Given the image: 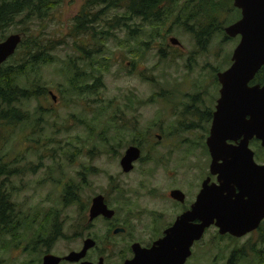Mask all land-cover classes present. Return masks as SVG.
<instances>
[{
  "label": "rangeland",
  "instance_id": "374dc122",
  "mask_svg": "<svg viewBox=\"0 0 264 264\" xmlns=\"http://www.w3.org/2000/svg\"><path fill=\"white\" fill-rule=\"evenodd\" d=\"M56 1L41 21L34 19L26 28L14 25L3 34L5 39L21 34L33 41L42 40L53 48L49 52L53 60L21 81V86H30L39 77L49 93L39 102L23 105L30 114L28 124L0 126L1 162L17 170L6 191L11 192L21 221L18 238L0 237V264H41L45 249L40 244L32 254L23 248L36 236L50 234L55 224L60 227V236L48 255L63 258L77 252L83 239L91 235L99 244L87 258L96 262L103 257L107 264H119L131 237L108 236L106 227L83 230L88 205L94 197L102 196L117 209L118 218L126 219L129 213L141 216L146 226H136L138 232L134 219L129 223L133 235L136 231L143 243L158 235L155 227L161 230L174 221L176 210H170L165 195L168 187L177 183L190 192L199 188L204 178V162L192 151L196 149L181 144L184 138L198 143L203 134H177V119L193 100L195 106H209L218 96L211 74L231 64L240 39L228 37L224 30L240 14L232 0H216L220 2L212 3L215 7L211 10L200 6L202 0H180L173 13L181 17V24L175 23L176 14H172L164 27L152 33L151 26L126 22L129 30H139L129 38L127 30L112 20L123 17L117 8L102 17L100 28L110 36L98 35L101 29L95 24L91 38L74 31V20L85 0ZM190 14L194 16L187 30L183 22ZM211 15L224 29L219 33V27H212L213 33L205 36L201 32L210 27ZM99 39L104 41L99 43ZM90 65L99 72L92 73ZM82 72L88 75L71 88V78ZM99 75L101 87L85 90ZM129 147L139 149L140 157L132 172L124 174L119 162ZM68 186L76 203L65 205L62 196ZM126 200H130L128 206ZM81 208H85L83 215ZM259 230L234 239L220 237L211 228L193 246L186 264H225L234 250L244 256L241 264H264V222Z\"/></svg>",
  "mask_w": 264,
  "mask_h": 264
},
{
  "label": "water",
  "instance_id": "95a60500",
  "mask_svg": "<svg viewBox=\"0 0 264 264\" xmlns=\"http://www.w3.org/2000/svg\"><path fill=\"white\" fill-rule=\"evenodd\" d=\"M232 2L234 8L240 12V20L225 28L224 33L230 38L239 37L240 42L232 52L230 69L216 75L221 90L214 114L212 133L219 131L220 134L229 108L232 110L238 108L243 116L232 121L239 124L238 129L246 135L243 136L245 140L256 137L264 148V87L260 89L247 86L259 68L264 65V0H232ZM21 40L20 35L14 34L0 42V67L15 54ZM171 43L174 44L175 41L172 40ZM245 116L250 117L247 123L244 121ZM232 119H235L234 113ZM242 151L245 167L253 169L261 183H264V168H257L253 164L252 154L247 150L246 141ZM139 157L140 152L137 148L127 149L120 160L122 172L129 173ZM211 158V175L219 174L217 177L219 184L223 175L214 170L216 159L213 155ZM209 183V180L204 182L191 211L179 216L173 226L163 233L162 239L148 250L141 249L137 245L132 250L133 260L123 264H186L191 258L193 246L202 240L205 231L210 227H214L219 236H229L234 239H242L259 228L264 221V186L259 192L256 182H253L250 186L253 197L244 200L242 195L236 194L234 187H231L227 196L223 197L222 188ZM245 188L246 185L243 183L239 189ZM173 194V198H179L177 193ZM111 214L106 210L102 196L93 199L89 210L91 221L99 215L109 218ZM94 245V242L88 239L81 251L71 252L63 258L45 255L41 264L61 262L91 264L83 260L87 251ZM102 262L103 260L100 259L98 264H103Z\"/></svg>",
  "mask_w": 264,
  "mask_h": 264
},
{
  "label": "trees",
  "instance_id": "16d2710c",
  "mask_svg": "<svg viewBox=\"0 0 264 264\" xmlns=\"http://www.w3.org/2000/svg\"><path fill=\"white\" fill-rule=\"evenodd\" d=\"M214 1L202 0L200 6L211 10L212 6L215 7L220 2ZM179 2L180 0H85L79 13L80 16L74 20V31L80 32L83 35L89 34L92 38L94 34V30H92L93 26L95 24L99 25V28L103 26L102 17L105 13L107 14L120 8L123 17L112 20L118 28L127 30L129 38H132L139 30L137 28L129 30L130 25H127L126 22H131L132 24L135 21H139L142 26H151V32L154 33L159 27L165 26L168 21L167 18L172 14H176L175 23H182L178 13H173V9L175 6L178 7ZM56 3V0H0V42L4 41L3 34L8 28L14 25L26 28L27 24L31 23L34 19L41 21L48 15L49 10L56 6ZM212 3L215 5H212ZM184 5L187 6L188 4L185 3ZM97 8H100V10L96 11L95 9ZM219 13L221 14V11ZM193 16L194 14H190L185 22H183L187 30V24ZM16 19H19V21L15 23ZM107 23L110 24L112 22L108 21ZM208 25L210 27L206 31L201 32L205 36L211 35L217 27L220 28L219 33L223 32L224 27L212 15L209 17ZM109 28H113L112 24H110ZM21 32L24 33L23 31ZM97 34L100 36H110L108 31L102 29ZM23 36H21L22 40L15 54L0 67V126L6 128L23 127L28 124L30 114L23 109V105L30 102H39L41 98H46L49 95L48 91L40 84L39 77H36L30 86H21L20 84L21 81H26L29 75L37 73L38 69L35 68L52 63L53 59L49 52L53 48L40 39L33 41L25 37V35ZM103 41L104 39H99V43ZM102 61L106 62L107 60L102 58ZM90 68L92 73L97 74L99 72L93 70L91 65ZM216 71H212L211 77L214 86L218 88L217 74L214 75ZM86 75L88 74L85 72H82L80 75L74 74L71 81H69L71 88L76 86ZM100 76L94 78L92 86H86L84 89L89 90L101 87ZM90 77L92 78L93 74H90ZM258 79L256 80L258 81ZM37 111L39 112V109ZM16 174V169H9L6 165L2 164L0 159V237H11L13 239L19 237L21 230V221L18 216L20 211L11 202V192H7L6 187L7 183H9V178ZM70 191L71 187L69 186L64 190L62 201L65 205L76 203V200L71 197L72 193ZM260 231L259 229L257 230V232ZM59 236L60 227L55 224L50 234L44 238L36 236L35 239L26 244L23 251L32 254L34 253V248L40 244L45 249L44 255H47ZM243 261H245L244 256L240 255L237 250H234L230 253L225 264H241Z\"/></svg>",
  "mask_w": 264,
  "mask_h": 264
},
{
  "label": "flooded vegetation",
  "instance_id": "af4514ba",
  "mask_svg": "<svg viewBox=\"0 0 264 264\" xmlns=\"http://www.w3.org/2000/svg\"><path fill=\"white\" fill-rule=\"evenodd\" d=\"M236 11L240 14L238 10ZM238 20H240V15L237 21ZM230 61H231V58H230ZM231 66H232V63L227 68H225L224 71L219 72V73L228 71ZM256 79H258V81ZM217 84L219 88L218 96L214 97V99L213 98L211 99L212 101L209 106H207L205 103H201L200 105L195 106L193 104L194 103V100H193L192 103L189 105V107L185 106V109L188 108V110H184L183 117H181V119H177V123H178V128L176 130L177 134L184 135V134H189L193 131H198L203 134L201 137H199L198 143L190 142V140L184 138L181 144L189 145V148L187 149H190V148L196 149L192 151L194 152L196 151L197 153L195 154V157H197V159L201 158L204 162V172H202L203 174L202 176L204 178L202 177L203 179L199 181L200 182L199 188L198 186L195 188L193 187L190 192H188L185 189L180 188L177 185V183L168 187L169 193L165 192V195H166L167 201L171 203L170 210L172 211L176 210L175 215H174V221L171 224L169 225L167 224L168 226L167 225L163 226L161 230H158V227H155L156 231H158V235L150 238L148 242L143 243V242H140L141 241L140 238L136 237V231L138 232V229L136 226H142V224L146 226V223H144V220L142 219L141 216L136 217L132 215L131 213H129L127 214L128 217H126V219H120L118 218V215H117L118 214L117 209L115 208L112 209L110 205L108 204V202L103 197V204L106 207V210L111 212L112 214L110 215L109 218L99 215L98 217L94 218L91 221L89 218V210L92 207L93 199L95 197L89 203L88 211H87V223L86 225H84L83 223L81 225L83 230L85 231L87 230V232H89L92 229H94L93 227L95 226L106 227V230L108 231L106 232V234L108 236L110 235L117 236V237L124 236L126 238L129 236L131 237L128 240L125 239L126 240V243H125L126 250L123 256V260L120 261L119 264H123L126 261L133 260L134 253L132 250L137 245L141 249L148 250L153 246L154 243L162 239L163 233L167 229L173 226L175 220L179 216L191 211V208L195 204L197 196L199 195L204 182H206L207 180H209L210 182L209 185L214 184L216 186H219V188H222L223 197H226L229 189L231 187H234L236 194L238 193V195H242L244 197V200H246L247 198H252L253 196L250 191V186L253 182H256L259 192L263 190L262 188L264 186V183H261L260 178L254 174V170L249 167H245L246 164L244 163V154L242 151V147H243L244 142L246 141L247 150L252 154V162L257 168H264V148L261 146V142L258 139H256V137H252L249 140H245L243 136H246V135H244L243 132L241 133V130L238 129L239 124L232 121V120L235 121L236 119L241 118L243 116L242 111L239 110L238 108H235L234 110L229 108V111L227 110L228 116L225 115V120L223 122L222 130L220 134H219V131L218 133H215V134L212 133L214 114L216 113L217 101L220 99V90H221V86L219 85L218 81H217ZM247 86L248 88L258 87L260 89L264 87V65L259 68V70L255 73L252 80L248 83ZM196 99H195V104L198 103ZM232 113H234L235 119H232ZM196 119L199 120L198 124L196 122ZM249 120H250V117L248 116L244 117V121L246 123ZM202 121H203V124H201ZM129 148H132V147H129ZM212 155L216 159L215 164H214V170L221 172L223 175V177L220 178L219 180V184L217 183V179H218L217 177H219V174L215 176L211 175V171H212L211 156ZM119 166H120V162H119ZM191 166L192 164L190 165V167ZM132 170L129 173H131ZM243 183L246 185V188L243 190H240L239 188ZM172 193L174 194L177 193L179 198L177 199L173 198ZM125 203L128 206L130 203V200H126ZM84 207L87 208V204H85ZM80 210H81V214L83 215L85 208L83 209L81 208ZM178 210H180V212ZM105 212L106 211H104V213ZM158 217H161V216L159 215ZM131 219H134V226L136 229V231H134V235L131 230L130 223H129ZM156 221L158 220L156 219L155 222ZM263 222L264 221H262V223ZM211 228H214V227H210L209 229ZM88 239L92 240L95 245L92 249L87 251L85 259L83 261L91 263V264H98L99 260L102 259L103 260L102 263L107 264L103 257H99L96 262H93V260L87 258L88 253L96 249L97 245L99 244L96 237H92L91 235L85 237L83 239L84 241L82 242V248L79 251L83 249L84 243ZM62 263H65V262H61L60 264Z\"/></svg>",
  "mask_w": 264,
  "mask_h": 264
}]
</instances>
